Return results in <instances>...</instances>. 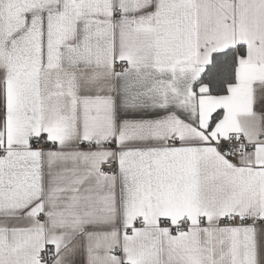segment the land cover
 Segmentation results:
<instances>
[{"label": "snow or ice", "instance_id": "obj_1", "mask_svg": "<svg viewBox=\"0 0 264 264\" xmlns=\"http://www.w3.org/2000/svg\"><path fill=\"white\" fill-rule=\"evenodd\" d=\"M0 264H264V0H0Z\"/></svg>", "mask_w": 264, "mask_h": 264}]
</instances>
